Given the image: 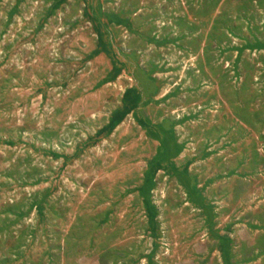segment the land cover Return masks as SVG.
Wrapping results in <instances>:
<instances>
[{"label": "rangeland", "instance_id": "obj_1", "mask_svg": "<svg viewBox=\"0 0 264 264\" xmlns=\"http://www.w3.org/2000/svg\"><path fill=\"white\" fill-rule=\"evenodd\" d=\"M258 43L264 0H0V264H264Z\"/></svg>", "mask_w": 264, "mask_h": 264}, {"label": "trees", "instance_id": "obj_2", "mask_svg": "<svg viewBox=\"0 0 264 264\" xmlns=\"http://www.w3.org/2000/svg\"><path fill=\"white\" fill-rule=\"evenodd\" d=\"M247 47H249V48H252V46H249V45H246ZM256 47H261V48H264V45L263 44H261V43H258V44H256L255 45ZM245 48V47H244ZM134 92V91H133ZM134 96H133V99L136 101V100H138V96H136L135 95V93L133 94ZM170 137V140H173V135H171V136H169ZM166 140H164V143L162 142V146H161V148H162V150H163V154L164 155H169V152H168V144H167V142H165ZM171 148H173L172 146H171ZM175 148V147H174ZM163 155V156H164ZM150 188L151 187H149V184L146 186V191L147 192H149V190H150Z\"/></svg>", "mask_w": 264, "mask_h": 264}]
</instances>
